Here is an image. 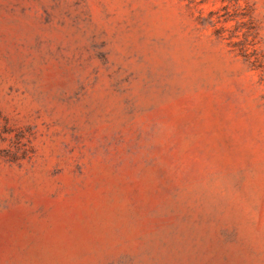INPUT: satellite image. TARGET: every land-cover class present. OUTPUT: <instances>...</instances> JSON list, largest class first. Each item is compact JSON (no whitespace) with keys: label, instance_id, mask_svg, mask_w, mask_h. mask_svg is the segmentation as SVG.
Returning a JSON list of instances; mask_svg holds the SVG:
<instances>
[{"label":"rangeland","instance_id":"374dc122","mask_svg":"<svg viewBox=\"0 0 264 264\" xmlns=\"http://www.w3.org/2000/svg\"><path fill=\"white\" fill-rule=\"evenodd\" d=\"M0 264H264V0H0Z\"/></svg>","mask_w":264,"mask_h":264},{"label":"trees","instance_id":"16d2710c","mask_svg":"<svg viewBox=\"0 0 264 264\" xmlns=\"http://www.w3.org/2000/svg\"><path fill=\"white\" fill-rule=\"evenodd\" d=\"M248 23L253 24L252 20L250 19ZM257 35L253 26L248 27L247 31L244 33V40L242 41V48L244 52L247 53H255L256 49V39Z\"/></svg>","mask_w":264,"mask_h":264}]
</instances>
